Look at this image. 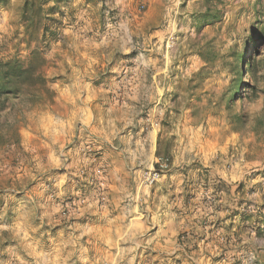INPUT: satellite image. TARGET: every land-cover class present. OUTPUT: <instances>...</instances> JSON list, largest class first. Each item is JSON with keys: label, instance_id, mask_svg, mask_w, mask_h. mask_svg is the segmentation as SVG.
Returning <instances> with one entry per match:
<instances>
[{"label": "clouds", "instance_id": "clouds-1", "mask_svg": "<svg viewBox=\"0 0 264 264\" xmlns=\"http://www.w3.org/2000/svg\"><path fill=\"white\" fill-rule=\"evenodd\" d=\"M258 32L264 0H0V264H264Z\"/></svg>", "mask_w": 264, "mask_h": 264}, {"label": "rangeland", "instance_id": "rangeland-1", "mask_svg": "<svg viewBox=\"0 0 264 264\" xmlns=\"http://www.w3.org/2000/svg\"><path fill=\"white\" fill-rule=\"evenodd\" d=\"M260 47H264V32H258L249 36L245 44L246 55L249 51H254L258 55ZM241 55H243V53H241Z\"/></svg>", "mask_w": 264, "mask_h": 264}]
</instances>
